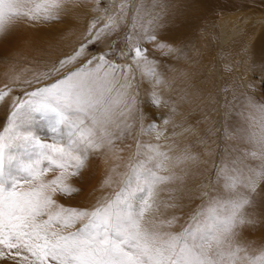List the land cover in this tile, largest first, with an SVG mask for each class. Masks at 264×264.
I'll list each match as a JSON object with an SVG mask.
<instances>
[{
	"label": "snow or ice",
	"instance_id": "1",
	"mask_svg": "<svg viewBox=\"0 0 264 264\" xmlns=\"http://www.w3.org/2000/svg\"><path fill=\"white\" fill-rule=\"evenodd\" d=\"M130 6L131 27L121 36L123 4L117 11L108 0H0V39L5 42L20 23H64L61 17L71 9L103 13L85 24L83 42L48 73L22 82L12 76L11 86L0 91V102L7 107L0 121V259L12 264H264V244L243 240L245 228L259 226L264 131L247 137L260 152L257 168L245 175L238 167L218 164L208 185H201L209 187L202 193L207 200L179 232L170 230L179 217L162 218V209L178 206V188L169 185L183 177L173 169L199 157L187 147L173 156L172 145L162 150L140 137L169 139L166 126L176 111V100L165 96L171 82L160 70L175 69L156 54L180 62L195 46L185 38L176 47L161 13L137 28L141 9L135 0ZM253 39L236 53L249 71L264 69V62H254ZM260 55L264 61V47ZM69 63L75 67L64 72ZM191 87L201 90L199 84ZM243 88L241 104L264 114V106L256 102V85L249 82ZM38 120L48 123L49 138L33 130ZM133 146L125 170L117 172L116 165L103 182L111 185L118 177L114 195L84 209L64 207L54 199L80 191L68 181L82 179L96 156L122 160L118 153ZM49 171L58 175L46 180ZM180 171L187 174L184 167Z\"/></svg>",
	"mask_w": 264,
	"mask_h": 264
},
{
	"label": "bare ground",
	"instance_id": "2",
	"mask_svg": "<svg viewBox=\"0 0 264 264\" xmlns=\"http://www.w3.org/2000/svg\"><path fill=\"white\" fill-rule=\"evenodd\" d=\"M116 1L118 3L114 5L117 10L118 7H120L119 4H123L122 1L125 0ZM254 1L259 3L258 9L255 11L257 13H264V0H244L243 2L253 3ZM144 2L145 0H135V3H137L136 6L141 9L140 15L135 21L137 28H139L140 25L147 26L152 16L161 13L163 21L166 22V30L175 38L172 41L174 45L181 43V41L186 38L191 40L195 46L194 48L191 45L189 46L187 53L188 59L180 62L175 60H163V58L159 57L158 53L156 54V57L161 59L163 63L171 65V67L175 69V71H170L168 68L162 67L160 70L164 72L165 77L171 82V90L166 92L165 96H172L174 93L172 97L176 100V111L172 114V116L175 117L172 122L173 127L175 126L178 130L182 128V123L180 121L183 122V120L177 118L180 115L178 111L179 107H181L180 101H183L180 99L181 96L184 97V101L186 99V102L189 103L190 98L192 99V96L195 95L193 91H196L191 85L199 84L200 91H203V86H208L210 84L209 79L216 75L218 76L217 80H219L218 85L220 86V91H222V77L228 74L226 67H229L240 47L249 39L253 38V36L254 62H258L259 60L262 61L260 49L264 47V17L259 19H255L254 17L230 19L231 17L228 16V14L216 13L220 9H225L224 1L221 0H184L185 6L183 5L181 7H178L174 0H149L147 4ZM127 4L126 2V5ZM237 6L240 10L242 4L239 3ZM190 8L192 9L191 11ZM127 10L128 8L125 11ZM215 10L216 12L214 13L213 11ZM126 14H128V11ZM91 18L92 12H88L87 15H84L82 9H71L69 15L61 17L64 23L40 24L37 26H29L23 23L16 25L6 42L0 39V90L4 91L6 85L11 86L10 78L12 76L18 77V82H22L25 79H33L36 75L48 73L55 63H58L59 60L63 59L83 42L85 24L90 22ZM149 47L151 46L149 45ZM196 50H199L200 54L198 56L196 55ZM240 64L239 66L242 67H239L238 73L242 78L243 85H245L251 82L250 73L252 71H245V68L243 69V66L248 64L247 62H240ZM69 65L73 64L69 63ZM247 68H249V64ZM201 103L203 102L199 100L200 105ZM203 106L204 104L200 107V112ZM6 111V105H0V121L4 119ZM161 111L165 115L169 114L168 108H164ZM39 121L43 126L41 128H38L37 125ZM33 126L37 127L35 132L39 136L46 139L49 138L50 130L46 121L38 120ZM187 129L188 127L184 130ZM166 132L169 131L166 130ZM177 134H179V132H176L175 136L181 138ZM137 135H139V133H137ZM152 136L155 137V134ZM163 139L164 138L161 137L160 140H153L154 144L161 145ZM143 140L145 143H149L145 136H143ZM149 140H151V138H149ZM133 149L134 146L132 151L135 150ZM128 153V150L118 153L119 156L123 157L122 160L114 159L110 154L96 156L91 161V167L84 171L82 179L71 178L68 181L70 186L80 189V191L67 197L58 194L54 199H56L59 204L66 202L65 199L69 198V202L67 201L68 203L77 204L82 208L84 206L85 194V187L83 185H86L88 176L95 177L89 181L91 184L90 189L97 190L98 186H100L109 175L110 169L116 165H120L116 171L121 172L123 170L124 163L131 155V151L129 155ZM55 175H58V172L53 173L49 171L44 179H52ZM87 188H89V186H87ZM165 211L168 212V208L166 210L162 209L163 213H166ZM174 229L175 228L171 230ZM244 230L243 232H245Z\"/></svg>",
	"mask_w": 264,
	"mask_h": 264
},
{
	"label": "rangeland",
	"instance_id": "3",
	"mask_svg": "<svg viewBox=\"0 0 264 264\" xmlns=\"http://www.w3.org/2000/svg\"><path fill=\"white\" fill-rule=\"evenodd\" d=\"M128 1L129 0L122 1L123 5H125V10L128 8V14H126L128 16L122 13V15H124V19L122 20V30L120 32L121 36H123L124 31L130 29L132 23L131 17L134 15L133 10V13L131 12L130 1ZM148 1L149 0H145L144 3L147 4ZM174 1H176L178 7H181L183 5L185 6L184 0ZM221 1H224L225 9H220L217 12L215 10L213 11L214 13L216 12L219 14H228V16L231 17L230 19H240L244 17H254L255 19H259L261 17H264L263 12L257 13L255 11L259 7V3L255 1L253 3L243 2L244 0ZM108 2L113 5H116L118 3L116 0H108ZM126 2L128 3L127 5ZM239 3L242 4L240 10L237 8V5ZM118 9H120V7H118ZM118 9L117 11H119ZM191 10L192 9L190 8V11ZM127 11H125V13H127ZM102 15V12H92V17ZM111 39H115V37H112ZM178 44H176L177 47H179L181 43ZM101 47L103 46L101 45ZM232 61L229 67H226L228 71V74H226L227 76L224 75L222 77V91H220V86L218 85V76H212L209 79L210 84L208 86H203V91H193L195 95L192 96V99L190 98V104L186 102V99L185 101L184 99L183 101H180L181 107H179L178 110L180 115L177 118L179 120H183V122L180 121L182 123V128L180 127L181 129L177 130L175 127H173V122L169 124L170 126H166V130L169 131L166 132L169 139H163V143L161 144L162 150H167L169 145H172L173 149L170 154L175 156L178 155L182 149L187 147L193 154L199 157V160L196 163L181 165L173 169V171L177 172L178 175L182 177L184 175L182 182L177 181L175 184L169 185V187L178 188L177 194L179 196V199L176 201L178 206L169 207L171 209L168 208V212L165 211L166 213H163L162 217L170 218L173 215L179 217L180 225L179 222L175 224L171 228L175 229H170L173 232H179L181 230V225L185 224L189 217V214L197 209L205 200H207V196L202 195V193H207L209 191V187H201V185H208V178L214 176L218 164H223L224 166L229 168L238 167L246 175L249 168H257L262 162L259 158V149L253 142H250L247 137L252 135L259 136L261 132L264 131V114L260 113L257 109L247 108L241 104L240 101L243 99L242 93H244L245 90L243 88V81L240 74L238 73V69L242 66L237 67L235 65H241L242 63L240 64V57L238 55L234 56ZM259 61L255 63L260 64L264 62ZM67 66H65V69L63 70L64 72H67L75 67V65L69 64ZM247 67L248 64H245L243 66V69L245 68V71H247L249 69ZM230 68L231 70H229ZM250 76L251 82L256 85V102L258 105L264 106V69L257 67L250 73ZM52 78H55V76H53ZM220 92L222 95L220 94ZM234 93L236 95V99L233 98ZM15 94L19 95L20 90L17 89ZM172 96H174V93L172 94ZM199 100L203 102L201 103V105L199 104ZM1 103L4 104L3 102H0V105H2ZM203 104L204 106L201 113L199 110ZM174 119L175 117L172 116V121ZM37 125L38 128L43 127L40 124V121L37 123ZM183 127H188V129L184 130L185 128ZM36 128L37 127L33 126L34 131L36 130ZM240 129H243V131H240ZM174 130H177L176 132H179V134L177 135L181 138L175 136L176 132ZM144 136L148 139L149 143L154 144L153 140L157 141L156 138L152 135ZM141 138V141L145 143V141L143 140V136H141ZM149 138H151V140H149ZM129 143H132V141H129ZM126 150L129 151L128 155L130 154V151L132 152V149ZM253 152H256V158H253ZM234 160L237 162L235 165H233ZM126 162L127 160L125 161V163ZM182 167L187 169V174H184L180 171ZM124 170L125 169L123 167V170L121 172H123ZM94 178L95 177L88 176L86 185H83L85 187V194L84 206L82 208L77 204L68 203L69 198L65 199L66 202L59 204L68 208H92L99 199H101L102 197H110L119 190V185L115 182L118 177L114 178V181L111 185H104L103 182L106 180L105 179L100 184V186H98L97 190H91V184L89 181L90 179ZM87 186H89V188H87ZM260 187L262 189L261 200L259 207L256 209V211L259 212V226L254 230L251 228H247L244 230L245 232H243V240L245 242H251L254 246L264 244V239H262V237H264V185H261ZM167 195L168 193H162V196L167 197ZM77 227H79V225H77ZM0 264H12V261L5 262L4 259H0Z\"/></svg>",
	"mask_w": 264,
	"mask_h": 264
}]
</instances>
